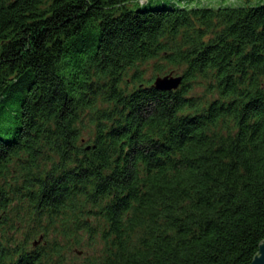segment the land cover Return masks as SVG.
<instances>
[{
    "label": "trees",
    "instance_id": "1",
    "mask_svg": "<svg viewBox=\"0 0 264 264\" xmlns=\"http://www.w3.org/2000/svg\"><path fill=\"white\" fill-rule=\"evenodd\" d=\"M183 2L0 0V264L251 263L264 1Z\"/></svg>",
    "mask_w": 264,
    "mask_h": 264
},
{
    "label": "rangeland",
    "instance_id": "2",
    "mask_svg": "<svg viewBox=\"0 0 264 264\" xmlns=\"http://www.w3.org/2000/svg\"><path fill=\"white\" fill-rule=\"evenodd\" d=\"M210 0H189V6H195V5H207ZM225 5H257L259 3H263L264 0H220ZM147 5L150 7H156L160 5L170 4L174 3L176 5H183V0H146ZM145 70V78H150V76L153 74V63L150 62L147 65L143 67ZM179 74V72H176ZM201 87H195V92H201ZM71 257H74L73 254H70ZM81 261V260H79Z\"/></svg>",
    "mask_w": 264,
    "mask_h": 264
},
{
    "label": "water",
    "instance_id": "3",
    "mask_svg": "<svg viewBox=\"0 0 264 264\" xmlns=\"http://www.w3.org/2000/svg\"><path fill=\"white\" fill-rule=\"evenodd\" d=\"M182 81L181 75H173L172 72L165 74L163 76L157 75L153 79L152 86L160 91H171L177 89ZM264 88V83H263ZM250 264H264V240H262L259 245L257 252L252 258Z\"/></svg>",
    "mask_w": 264,
    "mask_h": 264
}]
</instances>
